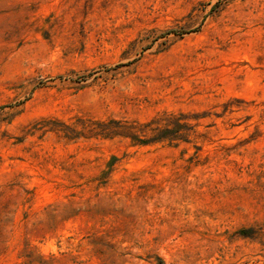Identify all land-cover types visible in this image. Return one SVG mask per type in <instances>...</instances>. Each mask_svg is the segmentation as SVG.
Masks as SVG:
<instances>
[{
  "label": "rangeland",
  "instance_id": "374dc122",
  "mask_svg": "<svg viewBox=\"0 0 264 264\" xmlns=\"http://www.w3.org/2000/svg\"><path fill=\"white\" fill-rule=\"evenodd\" d=\"M0 264H264V0H0Z\"/></svg>",
  "mask_w": 264,
  "mask_h": 264
}]
</instances>
